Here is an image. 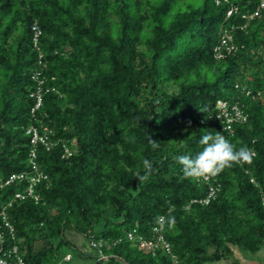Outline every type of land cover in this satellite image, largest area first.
<instances>
[{
  "label": "trees",
  "instance_id": "obj_1",
  "mask_svg": "<svg viewBox=\"0 0 264 264\" xmlns=\"http://www.w3.org/2000/svg\"><path fill=\"white\" fill-rule=\"evenodd\" d=\"M258 5L0 0V176L27 168V125L47 126L56 143L50 150L38 146V164L49 175L37 187L40 202L8 209L16 238L7 242L19 245L28 264H59L67 254L69 262L77 255L88 264H174L165 252L153 256L127 240L104 247L107 260L90 245L133 228L150 236L156 217L170 210L175 224L165 237L178 264L217 263L234 257L233 247L251 253L264 247V9L242 18ZM231 6L238 11L228 17ZM34 26L41 30V65ZM226 32L237 49L217 58L214 48ZM36 67L56 91L44 94L34 119ZM245 90L261 97L252 101ZM239 98L249 118L234 123L229 135L216 103ZM206 131L253 152L250 164L220 173L221 189L208 205L191 202L205 197L207 187L184 179L177 161L202 150ZM63 144L71 151L66 158ZM17 189L0 190V207ZM73 234L94 251L74 244Z\"/></svg>",
  "mask_w": 264,
  "mask_h": 264
},
{
  "label": "built area",
  "instance_id": "obj_2",
  "mask_svg": "<svg viewBox=\"0 0 264 264\" xmlns=\"http://www.w3.org/2000/svg\"><path fill=\"white\" fill-rule=\"evenodd\" d=\"M219 4L220 0H216ZM264 9V0H259V5L256 7L254 12L243 13L242 18L246 20H251L261 14ZM238 11L237 6H231L227 12L228 17L232 16ZM33 41L34 46L39 52L38 64H42V53L39 45V38L41 35V30L34 26ZM233 36L231 33L226 32L220 39V42L215 46L214 51L217 58H222L227 53L237 49V46L232 43ZM31 78L36 84L35 90L32 92L31 96L34 97L35 103L32 107L30 113L31 117L36 119L37 112L42 108L44 101V94L49 91H56L54 87L46 86L47 78L44 75L41 68H35L31 72ZM245 96L256 101L261 97V92L258 91L253 93L252 90H245ZM216 118H218L224 125V130L229 134H234V123L240 122L245 123L249 118V113L246 110L245 104L241 99H237L234 102L230 100L218 99L216 103ZM25 135L29 138L31 149L28 153L27 158V168L23 171L13 172L6 177L0 176V190H4L8 186L16 185L21 186V189L12 194L11 198L3 203L0 207V220H1V230H0V264H28L25 259L24 254L21 252L18 244H10L7 242V237L11 241H15L16 229L13 223L10 221L8 216V209L13 206L15 202L33 200L35 203L40 202V196L37 193V187L41 183L49 182V175L40 168L38 164V146L42 145L47 150H50L56 143L52 141L48 133H50L47 126L35 125L33 123L24 127ZM64 152L62 154L63 158L70 156V148L63 144ZM219 175L209 177L208 179H202L196 181L197 183H203L207 187L206 196L201 199H193L192 203H202L208 205L213 199H215L221 189V182L219 181ZM254 181L253 179L251 180ZM264 206V201H263ZM127 240L133 245L137 246L141 250L151 253L153 256L159 251H163L170 255L173 263L178 264L177 257L172 252V246L167 241L165 237V229H157L156 225L152 227L150 236L141 233L137 228L129 230L125 236L119 237L118 239H113L112 241H105L104 239L91 240L90 245L97 249L98 259L107 260L109 256L104 253V247L108 249L118 245L122 241ZM71 260V254H67L63 261L69 262ZM246 264V263H244Z\"/></svg>",
  "mask_w": 264,
  "mask_h": 264
},
{
  "label": "clouds",
  "instance_id": "obj_3",
  "mask_svg": "<svg viewBox=\"0 0 264 264\" xmlns=\"http://www.w3.org/2000/svg\"><path fill=\"white\" fill-rule=\"evenodd\" d=\"M150 143L154 149L158 147V142L151 138ZM200 144L203 146L202 150L195 156L185 154L177 157L184 179L206 180L234 165L244 167V165L250 164L253 159L252 149L247 145L237 147L219 132L213 134L212 131H206L201 136ZM138 179L143 181L147 179V176ZM154 223L157 229H171L175 224V216L171 214L170 210L167 216H157Z\"/></svg>",
  "mask_w": 264,
  "mask_h": 264
},
{
  "label": "rangeland",
  "instance_id": "obj_4",
  "mask_svg": "<svg viewBox=\"0 0 264 264\" xmlns=\"http://www.w3.org/2000/svg\"><path fill=\"white\" fill-rule=\"evenodd\" d=\"M222 26V25H221ZM264 33V32H263ZM72 240H75L74 244H77L83 247L88 254H91L94 250L91 249L89 246V241L83 236L74 234L70 236ZM234 248V257L230 259H223L217 263H210V264H235L237 261L239 264H244L245 262H250V264H264V247L256 253L246 252L240 248ZM66 251L73 252L75 255L74 249L71 247H65ZM91 261L87 259L79 258V256L75 255L71 262H60L59 264H88Z\"/></svg>",
  "mask_w": 264,
  "mask_h": 264
},
{
  "label": "crops",
  "instance_id": "obj_5",
  "mask_svg": "<svg viewBox=\"0 0 264 264\" xmlns=\"http://www.w3.org/2000/svg\"><path fill=\"white\" fill-rule=\"evenodd\" d=\"M246 264H250V262H245Z\"/></svg>",
  "mask_w": 264,
  "mask_h": 264
}]
</instances>
